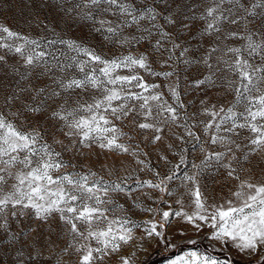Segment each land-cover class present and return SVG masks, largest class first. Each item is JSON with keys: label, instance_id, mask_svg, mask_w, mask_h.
Segmentation results:
<instances>
[{"label": "snow or ice", "instance_id": "snow-or-ice-1", "mask_svg": "<svg viewBox=\"0 0 264 264\" xmlns=\"http://www.w3.org/2000/svg\"><path fill=\"white\" fill-rule=\"evenodd\" d=\"M18 10L26 31L0 22V264L160 246L264 264V0Z\"/></svg>", "mask_w": 264, "mask_h": 264}, {"label": "rangeland", "instance_id": "rangeland-1", "mask_svg": "<svg viewBox=\"0 0 264 264\" xmlns=\"http://www.w3.org/2000/svg\"><path fill=\"white\" fill-rule=\"evenodd\" d=\"M6 4L12 5V7H6ZM19 0H0V22H6L14 29H19L26 31V26L22 23V19L19 12ZM84 31H87L85 29ZM195 74V73H193ZM199 95L198 93H193V96ZM192 97H188L191 99ZM153 164L156 163L155 155L152 156ZM177 254L176 250H166L163 246L160 247H149L147 254L142 255L141 259H146L148 264H166L167 259L171 256ZM221 260L225 258L226 253L216 252L214 253Z\"/></svg>", "mask_w": 264, "mask_h": 264}]
</instances>
